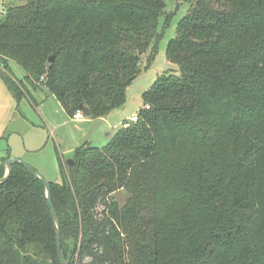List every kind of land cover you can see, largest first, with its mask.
<instances>
[{
    "label": "trees",
    "instance_id": "obj_1",
    "mask_svg": "<svg viewBox=\"0 0 264 264\" xmlns=\"http://www.w3.org/2000/svg\"><path fill=\"white\" fill-rule=\"evenodd\" d=\"M185 1L150 108L50 182L71 264H264V0ZM173 15L166 0H8L0 75L16 99L44 86L69 116L106 117ZM0 264H61L45 186L21 163L0 184Z\"/></svg>",
    "mask_w": 264,
    "mask_h": 264
},
{
    "label": "rangeland",
    "instance_id": "obj_2",
    "mask_svg": "<svg viewBox=\"0 0 264 264\" xmlns=\"http://www.w3.org/2000/svg\"><path fill=\"white\" fill-rule=\"evenodd\" d=\"M8 0H0V18L6 10ZM167 12H174L170 26L166 28L163 39L159 42L154 62L139 74L128 88V97L124 106L112 114L113 121H126L134 113L145 107L142 93L147 90L159 75L176 66L166 57L168 41L176 34V27L189 10L185 0L179 1L176 8L174 0H166ZM160 26L164 16L159 19ZM13 74L18 80L24 76L23 68L11 63ZM27 91L15 98L0 75V166L9 156L24 160L39 171L49 182H61L60 159L74 156V150L84 142L86 145L103 149L110 141L116 129L109 121L76 120L69 116L58 99L44 86L38 91L29 84H24ZM24 91V90H23ZM111 131V135L107 132ZM85 141L82 143V139ZM114 196L121 204L128 197L120 189ZM102 209V205H100Z\"/></svg>",
    "mask_w": 264,
    "mask_h": 264
},
{
    "label": "water",
    "instance_id": "obj_3",
    "mask_svg": "<svg viewBox=\"0 0 264 264\" xmlns=\"http://www.w3.org/2000/svg\"><path fill=\"white\" fill-rule=\"evenodd\" d=\"M54 60H55V56L54 54H52L49 58V62L52 63L54 62ZM14 163L23 164L29 173H31L36 179L40 180L44 184L45 190H46L47 203L50 208V213L54 221V225H55L57 248H58V255H59L60 262L61 264H71L73 253L68 252L67 255L65 256L63 252L61 224H60L58 213L56 211V208L52 200V191H51L50 182L39 171L35 170L33 167L27 164L24 160L20 158H16V157H8L7 160L5 161V174L4 176L0 178V184L6 182L9 179V177L12 174V166ZM70 165H73V163H71Z\"/></svg>",
    "mask_w": 264,
    "mask_h": 264
},
{
    "label": "built area",
    "instance_id": "obj_4",
    "mask_svg": "<svg viewBox=\"0 0 264 264\" xmlns=\"http://www.w3.org/2000/svg\"><path fill=\"white\" fill-rule=\"evenodd\" d=\"M145 108H150L149 105H145ZM73 118L76 120H84L86 116L84 115L83 111L77 110L75 114L73 115ZM139 119V113H134L132 114L129 118L128 121L123 123L125 126L128 125L129 123L136 122Z\"/></svg>",
    "mask_w": 264,
    "mask_h": 264
},
{
    "label": "crops",
    "instance_id": "obj_5",
    "mask_svg": "<svg viewBox=\"0 0 264 264\" xmlns=\"http://www.w3.org/2000/svg\"><path fill=\"white\" fill-rule=\"evenodd\" d=\"M24 75H25V73H24ZM23 77H24V76H23ZM60 105H61V104H60ZM62 108H63V107H62ZM63 110H64V109H63ZM64 111H65V110H64ZM113 113H114V112H113ZM113 113H112V114H113ZM112 114H110V115H108V116H106V117H103V118H100V119H94V120H101V121H108V122L110 121V122H111L110 124L113 123V124L111 125V127H112V128H116V127L119 126L122 122H121V121H119V122H118V121H117V122H116V121H113V120H115V118L112 117ZM128 118H129V117H128ZM128 118H127L126 121H128ZM86 119H88V120H93V119H91V118H87V117H86ZM79 121H82V120H79ZM126 121H123V122L125 123ZM122 124H123V123H122ZM111 134H112L111 131H110V132H107V135L110 136ZM84 141H85V138L82 139L81 142L83 143ZM84 143H85V142H84ZM10 157H11V156H10ZM68 159H70V158H68Z\"/></svg>",
    "mask_w": 264,
    "mask_h": 264
}]
</instances>
